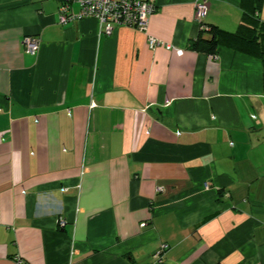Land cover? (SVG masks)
I'll return each instance as SVG.
<instances>
[{"label":"crops","instance_id":"0c3cea01","mask_svg":"<svg viewBox=\"0 0 264 264\" xmlns=\"http://www.w3.org/2000/svg\"><path fill=\"white\" fill-rule=\"evenodd\" d=\"M147 1L106 34L0 0V264H264V64L189 44L252 4Z\"/></svg>","mask_w":264,"mask_h":264},{"label":"built area","instance_id":"2783aa9c","mask_svg":"<svg viewBox=\"0 0 264 264\" xmlns=\"http://www.w3.org/2000/svg\"><path fill=\"white\" fill-rule=\"evenodd\" d=\"M73 4L79 7L77 12L72 11ZM155 10L156 5L147 0H61L59 19L60 23L66 24L84 18H95L99 22L100 31L106 34H111L115 27L120 25L145 31ZM208 12L209 6L206 1L197 4L196 16L201 23V29L204 30L210 29V26L204 23ZM24 43L30 53H35L40 47V39L34 35L26 36ZM149 44L154 48L161 42L150 38ZM167 47L170 48L169 45Z\"/></svg>","mask_w":264,"mask_h":264},{"label":"trees","instance_id":"16d2710c","mask_svg":"<svg viewBox=\"0 0 264 264\" xmlns=\"http://www.w3.org/2000/svg\"><path fill=\"white\" fill-rule=\"evenodd\" d=\"M249 1L252 7L246 9L242 23L236 31L230 32L216 25H209V30L201 29L199 36L190 41V47L197 51L216 54L218 47L225 45L246 55L258 58L264 64V21L260 18L263 0ZM243 3L245 4V0ZM206 33L209 37H204Z\"/></svg>","mask_w":264,"mask_h":264},{"label":"rangeland","instance_id":"374dc122","mask_svg":"<svg viewBox=\"0 0 264 264\" xmlns=\"http://www.w3.org/2000/svg\"><path fill=\"white\" fill-rule=\"evenodd\" d=\"M260 18L263 20L264 18V0H263V4H262V7L260 9Z\"/></svg>","mask_w":264,"mask_h":264}]
</instances>
